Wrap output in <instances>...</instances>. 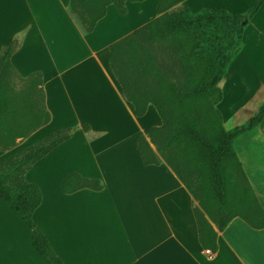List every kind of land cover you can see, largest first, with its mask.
Segmentation results:
<instances>
[{"label":"crops","instance_id":"1","mask_svg":"<svg viewBox=\"0 0 264 264\" xmlns=\"http://www.w3.org/2000/svg\"><path fill=\"white\" fill-rule=\"evenodd\" d=\"M252 1L237 9L211 0H185L175 9L241 14ZM157 4L128 2L124 15L109 5L94 30L84 34L68 12L69 0H0V52L19 37L10 65L21 78L41 75L44 114L49 117L14 149L0 150V161L55 131L89 126L88 133L77 130L25 175L42 195L33 221L63 264H264V228L252 229L239 218L217 232V250L207 255L198 241L193 196L166 163L141 161L137 138L143 137L156 153L148 132L161 119L152 105L143 116L134 115L111 71L109 46L154 19ZM262 15L264 4L251 23ZM256 34L264 37L259 28ZM246 49L235 59L244 61ZM229 75L227 71L224 85L234 81L236 95L230 103L238 102L243 80ZM224 85L218 108L227 126ZM263 101L264 96L243 120ZM71 173L99 180L102 189L64 193L63 182ZM0 264H48L33 249L28 227L1 200Z\"/></svg>","mask_w":264,"mask_h":264},{"label":"trees","instance_id":"2","mask_svg":"<svg viewBox=\"0 0 264 264\" xmlns=\"http://www.w3.org/2000/svg\"><path fill=\"white\" fill-rule=\"evenodd\" d=\"M145 0H69L68 12L84 34L113 5L120 15L126 3ZM185 0H158L157 16L109 46L111 71L124 98L141 117L152 105L161 125L148 132L149 142L137 138L144 165L166 163L197 202L193 208L198 241L202 248L217 250V232L239 218L252 229L264 228V206L250 188L234 150V142L258 128L264 120V101L246 122L226 129L218 105L222 83L231 62L243 48V37L264 0H253L244 13L202 8L191 12L175 7ZM19 37L0 52V150L12 149L49 117L44 114L41 75H16L10 57ZM18 79V88L10 80ZM38 98L42 108H37ZM77 130L80 123L36 141L0 161V200L28 227L35 252L48 264H63L33 221L40 206V189L26 181L31 167ZM81 189L99 191L97 179L69 174L63 182L66 194Z\"/></svg>","mask_w":264,"mask_h":264},{"label":"rangeland","instance_id":"3","mask_svg":"<svg viewBox=\"0 0 264 264\" xmlns=\"http://www.w3.org/2000/svg\"><path fill=\"white\" fill-rule=\"evenodd\" d=\"M244 2L245 0H211V3L215 5L233 4L237 9H240ZM258 28L264 35V15L260 16L256 23H250L247 33L244 34L243 47L247 48L246 55H244L245 60L241 61V57V59L237 58L228 68V75L231 74L229 76L234 75L239 80H243V85L238 87V102L233 100L230 103L231 96L236 95L234 81L229 79L225 85L224 81L222 83L226 93L222 111L228 123L227 126L224 124L227 129L246 122L247 120H243L244 117L253 112L259 100L264 96V37L257 36ZM10 80L18 88L20 82L13 73ZM36 106L38 109L42 108L41 98H38ZM257 129V131H251L239 137L233 146L250 188L264 206V124Z\"/></svg>","mask_w":264,"mask_h":264},{"label":"built area","instance_id":"4","mask_svg":"<svg viewBox=\"0 0 264 264\" xmlns=\"http://www.w3.org/2000/svg\"><path fill=\"white\" fill-rule=\"evenodd\" d=\"M205 253H206L207 255H212L211 252H210L209 250L205 251Z\"/></svg>","mask_w":264,"mask_h":264}]
</instances>
